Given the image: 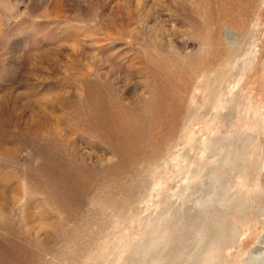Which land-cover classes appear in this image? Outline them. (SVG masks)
Wrapping results in <instances>:
<instances>
[{"label":"rangeland","instance_id":"obj_1","mask_svg":"<svg viewBox=\"0 0 264 264\" xmlns=\"http://www.w3.org/2000/svg\"><path fill=\"white\" fill-rule=\"evenodd\" d=\"M44 1L0 0L6 117L57 104L0 264H264V0Z\"/></svg>","mask_w":264,"mask_h":264},{"label":"bare ground","instance_id":"obj_2","mask_svg":"<svg viewBox=\"0 0 264 264\" xmlns=\"http://www.w3.org/2000/svg\"><path fill=\"white\" fill-rule=\"evenodd\" d=\"M48 6L50 7V3ZM15 95L17 102L22 100V94L15 93ZM56 105V101H51V98H44L39 101H25L24 106L27 109L21 112L19 117L9 119L6 117L5 100L0 99V161L15 157L19 143L28 142L33 143L35 146L41 145L42 142L48 143L52 134L50 127H52V122H55L52 115ZM9 129L13 130L9 131ZM17 137L18 141L15 140ZM14 144H17V146H14ZM6 195L4 190H0V221L7 220L6 217L10 215L6 206L3 207L2 204ZM10 237L18 250V244L15 242L16 239H13V235L5 233L6 240ZM0 238L3 239L2 234H0Z\"/></svg>","mask_w":264,"mask_h":264}]
</instances>
